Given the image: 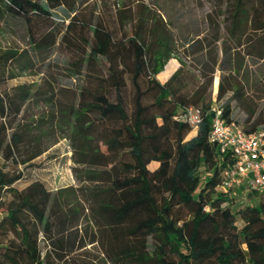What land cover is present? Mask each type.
Here are the masks:
<instances>
[{
	"label": "trees",
	"instance_id": "obj_1",
	"mask_svg": "<svg viewBox=\"0 0 264 264\" xmlns=\"http://www.w3.org/2000/svg\"><path fill=\"white\" fill-rule=\"evenodd\" d=\"M247 3L235 0L224 22L228 41L237 47L251 22ZM73 5L72 0H0V19L27 26L38 54L58 43L69 48L73 57L64 66L75 82L56 87L55 74L48 88L23 84L0 91V155L13 165L30 166L68 139L78 183L49 191L35 182L19 191L13 185L23 176L1 168L0 208L5 215L0 235L9 238L12 231L17 238L0 241L5 244L0 246V264H84L76 254L100 242L112 264H264V198L256 205L233 207L238 202L221 189L234 158L210 141L213 109L222 112L226 123L241 125L235 104L245 101L243 87L233 81L226 85L222 78L220 105L212 100L215 72H239L228 41L223 40L220 62L215 53L194 52L190 67L176 56L180 27L167 19L162 5H123L112 17L113 27L94 13L72 17L78 10ZM57 10L69 19L63 34L53 25ZM263 14L264 9L253 13ZM258 26L264 28V19ZM187 46H202L199 32ZM175 58L180 67L161 82L158 76ZM0 66L23 73L35 62L10 49L0 55ZM127 78L134 89L130 113ZM191 107L203 113L196 134L175 120ZM251 112L241 125L244 130L264 129V117ZM102 147L121 158L112 161ZM152 163L160 166L151 171ZM84 221L98 227L101 241L94 235L86 243ZM41 235L48 247L45 254Z\"/></svg>",
	"mask_w": 264,
	"mask_h": 264
},
{
	"label": "rangeland",
	"instance_id": "obj_2",
	"mask_svg": "<svg viewBox=\"0 0 264 264\" xmlns=\"http://www.w3.org/2000/svg\"><path fill=\"white\" fill-rule=\"evenodd\" d=\"M74 5L78 8L76 13L80 18L87 17L90 13H94L95 17H101L113 27L112 17L116 14L117 9L123 8V5L130 7L136 6L137 3H146L147 5L158 7L163 6L164 13L171 23L180 27L175 32L176 37V56L184 59L188 66L193 67L194 59L192 53L198 52V55L208 54L209 52L219 55V62L223 58V40L228 41V33L224 22L228 20L230 10L235 0H204L198 2L197 0H72ZM247 8L251 16V22L246 26L245 31L241 37V46L237 47L233 42L228 41L227 48L233 55V62L239 72H231L229 68L223 71H216L213 77V84L211 87L212 100L215 106L220 105L217 102V95L219 90V83L224 79V83L228 85L231 81L234 84L243 87L245 91V101L240 104H235V115L244 125L246 119L251 115V111H255V117H264V28H259L258 24L264 19V14L261 18L255 17V9L262 11L264 9V0H247ZM161 6V7H162ZM160 7V6H159ZM69 12L72 9L69 8ZM251 11V12H250ZM57 16L55 23H53L57 32L64 33L66 26L69 23L66 14L62 10L56 11ZM223 26H220L222 25ZM197 32L200 34L202 41L201 47L196 49L187 46V43L196 39ZM86 37L92 40V35L86 31ZM10 49L18 50L29 56L34 62L35 66L32 70L21 72L12 66L13 71L8 67L0 66V91L10 90L18 85L29 84L33 89L48 88L51 80V75H57L56 87H72L75 82L71 80L65 71V63L70 61L73 57L69 48L62 44H57L55 47L46 51L43 54H38L36 50L32 49L30 39L28 37L27 26L19 21L0 19V55ZM214 51V52H213ZM175 61H179L175 58ZM43 63L51 65L50 68H44ZM39 64L43 66H39ZM15 74L17 77L11 79V75ZM165 74H162V76ZM234 75V78H232ZM158 77L159 80L162 77ZM50 77V78H49ZM161 81V80H160ZM58 84V85H57ZM143 89H146L143 83ZM134 89L130 79L127 78V94L128 111H132V95ZM152 99L150 98L148 102ZM249 107V108H248ZM34 113H39L38 109L33 108ZM102 149L113 160L121 158L120 154L109 150L108 147ZM73 150L68 139L61 140L56 146H53L42 156L26 165H13L0 155V170L4 166L6 170L13 174H21L23 178L16 182L13 187L19 191H24L28 186L35 182L45 184L49 191H56L62 188L77 186L75 181L73 169L75 164L72 157ZM127 162L130 161L128 156H123ZM160 166L159 163H152L148 166L151 171H154ZM222 191L226 192L223 187ZM234 196H240V193H233ZM231 194V196H233ZM254 199H258V203L263 200L260 194L253 195ZM256 201V200H255ZM257 202H248L249 205H256ZM240 205L235 204L233 207L238 208ZM246 206V205H244ZM241 207V206H240ZM5 213L0 208V219L4 217ZM88 235L86 234V230ZM82 235L86 243L89 238L94 235L101 241L100 230L95 225H88L87 221L82 224ZM9 238L0 235V241L7 243L9 240H15L16 234L12 231L9 233ZM41 238V248L44 254L48 251L47 244L44 240V235ZM4 244V245H5ZM0 245V246H4ZM77 262L84 264H112L105 254V251L100 243L88 245L86 248L80 250L76 254ZM54 264H59L57 261ZM70 264H74L73 261Z\"/></svg>",
	"mask_w": 264,
	"mask_h": 264
},
{
	"label": "built area",
	"instance_id": "obj_3",
	"mask_svg": "<svg viewBox=\"0 0 264 264\" xmlns=\"http://www.w3.org/2000/svg\"><path fill=\"white\" fill-rule=\"evenodd\" d=\"M213 111L210 141L219 146L222 154H231L234 158L232 167L224 172V188L229 191L230 198L240 203H245L248 195L264 197V129L247 133L241 125L226 123L221 111ZM175 120L197 130L203 123V113L199 108L191 107ZM235 192L240 196H234Z\"/></svg>",
	"mask_w": 264,
	"mask_h": 264
},
{
	"label": "crops",
	"instance_id": "obj_4",
	"mask_svg": "<svg viewBox=\"0 0 264 264\" xmlns=\"http://www.w3.org/2000/svg\"><path fill=\"white\" fill-rule=\"evenodd\" d=\"M180 67V65L178 64V62L177 61H175V59H171L170 61H169V63L167 64V66H166V68H165V71L164 72H162L160 75L162 76V74H165V76L163 75L162 77H161V82H165L178 68ZM159 75V76H160ZM158 76V77H159ZM159 79V78H158ZM195 131V133L194 134H196V131L197 130H194ZM256 200V201H255ZM248 202H257L258 203V199H254V196L253 195H248V200L245 202V203H240V202H238V204L240 205V206H244V205H249L248 204ZM254 205V204H253Z\"/></svg>",
	"mask_w": 264,
	"mask_h": 264
}]
</instances>
